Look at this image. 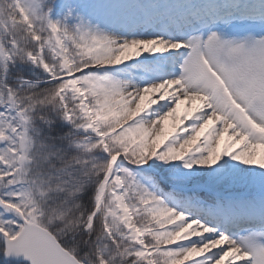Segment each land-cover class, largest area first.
Wrapping results in <instances>:
<instances>
[{
    "label": "snow or ice",
    "instance_id": "snow-or-ice-1",
    "mask_svg": "<svg viewBox=\"0 0 264 264\" xmlns=\"http://www.w3.org/2000/svg\"><path fill=\"white\" fill-rule=\"evenodd\" d=\"M0 264H264V0H0Z\"/></svg>",
    "mask_w": 264,
    "mask_h": 264
},
{
    "label": "rangeland",
    "instance_id": "rangeland-1",
    "mask_svg": "<svg viewBox=\"0 0 264 264\" xmlns=\"http://www.w3.org/2000/svg\"><path fill=\"white\" fill-rule=\"evenodd\" d=\"M184 108H185V106H184V105H182V106H181V110L183 111V110H184Z\"/></svg>",
    "mask_w": 264,
    "mask_h": 264
}]
</instances>
